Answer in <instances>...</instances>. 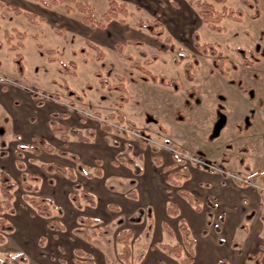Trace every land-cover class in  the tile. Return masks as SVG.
Instances as JSON below:
<instances>
[{
  "label": "rangeland",
  "instance_id": "rangeland-1",
  "mask_svg": "<svg viewBox=\"0 0 264 264\" xmlns=\"http://www.w3.org/2000/svg\"><path fill=\"white\" fill-rule=\"evenodd\" d=\"M0 1L9 7H24L36 15L45 13L49 18L44 22L37 17L33 24L24 15L0 10V83L10 89L28 91V97L32 95L34 98L32 104L51 109L52 114L68 113L69 117L54 119L59 126L75 128L86 136L87 129L96 132L94 139L82 143L70 132H54L47 125L49 134L44 140L54 149L49 153L39 144L42 138L29 139L23 134L24 129L16 124L12 113L0 108V173H8L17 184L13 202L15 214L0 215L16 229L12 234H4L8 241L0 247L3 258L23 254L30 259L29 264H38L33 262V254L38 250L40 258V254H45L54 264L87 263L90 259L94 264H122L119 256L123 246L117 242V237L122 230H132L131 226L134 233L131 264H140L150 248L154 250H149L145 259L149 253L156 252L155 249H161L162 244L177 245L182 234L178 228L180 218L170 217L168 225L176 233L174 237L172 231H167V237L160 230L156 216L154 222L150 208L136 206L138 214L128 216L126 208L119 207L118 198L108 194L110 190L123 198L129 193L136 194V184L132 183L137 179L143 184L146 175L151 173L163 185L167 174L163 169L157 170L155 158L158 155L168 167L173 163L177 165V159L189 172L203 170L202 176L207 179L215 173L225 178L231 188H242L246 190L244 193L255 192L262 200L260 210L264 211V0H259V19L253 18L254 11L244 6L243 0H229L226 6L243 8L245 17L241 23L224 20L221 26L225 31L222 33L202 23L193 0H155L150 4L146 0H114L127 6V17L119 14L110 19L116 26L127 24L128 28L123 27L127 31L124 35L95 31L87 36L83 32L67 30L64 37V23H60L62 17L68 26V19L72 18L77 23L80 19V24L87 19L89 26L95 28L105 25L108 21L103 14L109 9L108 0H77L85 7L60 3L51 9L44 6L51 0ZM216 9L221 10L222 6L216 5ZM177 17L180 20L177 21ZM156 19L165 32L161 39L139 27L140 23ZM6 31H10L12 40L7 41ZM18 32L25 33L27 38H20ZM194 32H198L203 43L217 45L219 53L234 60L238 70L227 65L226 76L215 71L214 58L200 54L194 48L191 37ZM166 38L171 39V44ZM115 43L123 45L125 55L132 57V61L119 55ZM22 44L23 48L20 47ZM93 44L105 53L103 60L97 59V52L91 49ZM238 48L253 52L259 61L253 67L245 66ZM51 50L54 54L50 56L48 51ZM19 53L23 55V77L16 64ZM179 53L188 54L190 60L176 65L174 60ZM155 56L159 60L147 65ZM195 59L200 65L193 72L194 81L190 82L186 79L185 66ZM70 62L77 64V69L70 67L75 71V77L60 73L62 65L67 66ZM136 64L155 75L177 80L179 91L142 80V73L134 68ZM98 73L112 85L119 84L120 77L124 78L129 103L121 111L126 117L123 123H119L118 117H110L118 111L116 105L121 93L102 89ZM88 84L92 86L91 91L85 89ZM66 85L83 96L84 101L81 103L69 96ZM17 95L21 106H28L21 95ZM20 103L14 102L17 113L22 110ZM33 115H26L23 121L27 128L35 122ZM8 117L11 119L7 120ZM106 123L110 132L103 128ZM63 136L69 137L67 144L63 143ZM22 146L27 148L22 149ZM30 146H36L39 153ZM129 146L132 153L128 159L134 160L141 168L140 175H136L131 166L115 163L117 156ZM243 148L248 151L242 152ZM78 150L81 155L75 153ZM242 154L247 156L250 170L241 166L239 157ZM47 164L73 168L77 181L82 186L85 184L83 190L95 196V204L82 199L81 192L74 189L69 178L47 172L44 168ZM113 167L123 170L120 178L116 179L108 171L112 169L114 172ZM177 168L183 166L179 164ZM153 169L156 170L153 172ZM97 170L103 172V177L95 182L91 178L97 177ZM24 174L38 178L29 182L34 188L31 192L24 189ZM130 178L134 180L126 185ZM111 179L114 181L109 187L107 182ZM190 182L197 184L194 180H185L187 186ZM96 183L105 195L96 196L88 191ZM166 188L176 199L180 196L178 187L168 184ZM74 194L79 196L77 205L80 204L81 209L72 199ZM199 195L208 197L209 190L202 187ZM27 197L50 198L53 217L41 219L37 210L26 201ZM248 198L243 202L251 209ZM182 200L189 202L185 198ZM202 206L209 211L214 209L211 203ZM102 208L104 216L98 214ZM81 219H96L97 223L84 225ZM54 221L57 224L52 229ZM250 225L252 228L256 225L254 218ZM241 236L239 231L235 240L240 242ZM77 251L83 255L79 256ZM224 254H227L225 250ZM247 254L252 255L253 250ZM187 257H190L189 253ZM246 261V264H253L248 259Z\"/></svg>",
  "mask_w": 264,
  "mask_h": 264
},
{
  "label": "trees",
  "instance_id": "trees-1",
  "mask_svg": "<svg viewBox=\"0 0 264 264\" xmlns=\"http://www.w3.org/2000/svg\"><path fill=\"white\" fill-rule=\"evenodd\" d=\"M38 1V0H36ZM195 6L197 7L199 13L200 20L202 23L208 25L213 31L222 33L225 31V28L221 26V23L224 20H230L234 21L236 23H241L245 17V11L243 8L238 9H231L228 8L226 5L228 4L229 0H206V1H197L193 0ZM109 9L105 13L104 18L106 21H109L110 19L116 18L119 14L123 16H128L127 12V6L125 4H118L114 0H109ZM244 6L248 7L250 10L254 11L253 18L259 19L261 16V12L258 8L259 6V0H243L242 1ZM71 4L75 3L77 7L83 8L85 5L81 2H77V0H51L50 2L44 3V6L46 8L51 9L52 7L58 5V4ZM216 5H221L222 9L217 10ZM4 4L0 1V8H3ZM12 11H14L17 15H24L28 20H30L33 24L36 23L37 16L28 12H24L19 8H12ZM71 10H68V12ZM85 20V19H84ZM85 22L89 24V21L86 19ZM139 27L141 29H145L149 31L153 36L157 38H162L165 34L161 23L156 19L153 22L150 23H140ZM262 34L264 35V27ZM18 36L22 39L26 38L25 33L18 32ZM5 37L7 41L12 40V36L10 31H6ZM192 42L194 48L203 55L206 56H212L213 59V67L215 71L219 72L223 76L227 75L226 66L230 65L231 69L234 71L238 70V65L234 62V60L230 58L224 57L222 54L218 51V46L210 43H203L201 41L200 35L198 32H194L191 35ZM166 42L171 44V39L166 38ZM2 47V44L0 45V48ZM21 48L24 47L22 44L20 46ZM92 48L97 52V59L99 61L103 60L105 58V53L102 52L99 46L92 45ZM117 51L120 56L124 57L127 60L132 61V57L125 55L123 45L116 44ZM12 51H17V48H12ZM237 52L242 56L244 60L245 66L253 67L255 63L259 61V59L254 55L253 52H250L248 50L238 48ZM54 51H48V55H53ZM159 60V57L155 56L153 59L148 60L147 65H152L156 61ZM190 60V56L188 54L179 53L177 57L174 60V63L176 65H181L184 61ZM53 61V60H51ZM16 64L18 68L19 75L23 77L25 68L23 65V55L17 54L16 56ZM200 65L199 60L195 59L192 62H188L185 66V75L186 79L190 82L194 81V70ZM74 68L77 69V64L75 62H70L69 65H62L60 73L66 76H76V73L74 70L70 69ZM135 69L139 70L142 73V80L146 82H152L154 84L162 85L164 87H170L173 88L175 92L179 91L180 85L175 79H169L167 76L164 75H155L150 70H148L146 67H143L141 65L136 64L134 66ZM97 77L100 79L99 84L102 89H107L110 91H117L121 93L119 97V101L116 105L118 111L115 114H111V118L118 117L120 119L119 123H123L126 120L125 115L121 112L125 105L129 103V100L127 98V88L124 82V78L120 77V83L117 85H112L106 78L101 76V74H97ZM86 90H92V86L90 84L86 85ZM65 90L67 94L71 97H74L77 101L83 102L84 98L80 94H78L75 91H72L67 85L65 87ZM35 97H38L37 95H34ZM57 117L66 118L69 117L68 113H54L52 114V120H50V126L54 132H70L73 136L79 139L80 142L88 143L91 139H94L96 137V132L92 129L86 130V135H84L83 132L75 129V128H69L64 126H59L54 119ZM134 126V124H132ZM104 130L107 132H110L111 129L109 125L106 123L104 124ZM69 140L68 136H63L62 141L64 144H67ZM39 144H41L42 148H44L49 153L54 152V149L52 146L48 145L47 142L44 139L39 140ZM4 145V142H3ZM27 146H22V149H26ZM31 149L35 150L37 153H39V149L36 146H30ZM155 152H158V150L154 149ZM242 152H247V148H243L241 150ZM132 153V147H128L127 150L119 154L117 156L116 164H123L125 166H131L133 167L136 175L141 174V168L134 162L132 159H128V156ZM175 162L177 165L181 164L183 168L176 169L177 165H174L171 169L166 168L163 164V161L161 157L158 155L155 158V163L158 167H162L164 172L167 174V183L169 185H173L175 187L179 188V194L187 199L191 205L196 207L198 211H202V205L203 202L196 196L192 195L188 190L182 188V181L189 180L191 178L189 170H185V164H182L177 159H175ZM239 162L241 166L244 167L246 170H250V165L248 164L247 156L242 154L239 157ZM45 170L49 173H60L66 177H68L73 182V187L75 190H78L81 192V197L84 199L87 203L94 205L95 204V196L92 194L87 193L83 190V186L81 183L77 181L76 174L73 169L66 168L64 166L58 165V164H47L44 166ZM97 176L101 175V170L96 171ZM92 176V175H90ZM31 180H38L37 177L24 174L23 175V184L24 189L27 192H31L34 188L30 185ZM17 187L16 182L12 179V177L2 171L0 173V215L2 214H8L13 215L15 214V207H14V200L15 195L14 191ZM76 194L72 195L73 201L76 203L78 202V198ZM264 199V198H263ZM26 201L30 203V205L37 210L38 215L42 218L51 219L53 217V213L51 208L53 207V202L50 198L46 197H38V198H26ZM77 207L81 209V205L78 204ZM214 208L215 206L212 205ZM168 214L173 217H178L179 210L178 207L174 204V202H170L169 208H168ZM213 218L214 215L212 212H208V226H212L213 224ZM262 221L264 223V215L262 216ZM81 223L84 225H93L97 223L96 219H81ZM56 221H54L51 224V228L54 229L56 226ZM180 232L183 235V244H177L175 246L171 245H162L161 249L165 251L167 254L174 256L176 258H181L185 252L189 253L190 257L185 258L183 260V264H195L194 262V247H195V241L192 238V234L190 229L188 228L186 222L184 220H181L180 224ZM15 231L14 225L8 222V220L4 217H0V245L4 244L6 241V237L4 234H12ZM168 232H171L167 228ZM204 234H208V230L204 231ZM134 238V233L131 230H122L118 237L117 242L123 246L122 253L120 254L119 258L122 262V264H131L132 259V239ZM222 242V241H221ZM240 245H235V247ZM79 256H82L83 254L79 251H77ZM248 261L252 262L253 264H264V255L261 253L257 254L256 256H249ZM0 263L1 264H27L28 263V257L23 254L18 255H9L6 258L0 257ZM78 264H94L93 260L90 259L89 262H77ZM218 264H228V261L226 259H223L219 261Z\"/></svg>",
  "mask_w": 264,
  "mask_h": 264
},
{
  "label": "crops",
  "instance_id": "crops-1",
  "mask_svg": "<svg viewBox=\"0 0 264 264\" xmlns=\"http://www.w3.org/2000/svg\"><path fill=\"white\" fill-rule=\"evenodd\" d=\"M146 1L147 3L150 4L153 3L155 0H146ZM12 8H19L24 12L31 13V11H26L29 9H23L24 7H18V6L9 7L7 6V4H4V7L0 8V10L7 9L10 12H14L12 11ZM105 13L103 14V17ZM36 16L39 19L41 18L42 21L44 22L45 21L47 22L49 19L45 13H41L40 15H36ZM177 18H178L177 21L180 20L179 17ZM63 19L64 18L62 17L60 22L61 24L64 23L63 27L65 30L64 35H62V37L65 36L67 30L77 31L80 33L83 32L87 36H89L92 32L95 31H99L100 33L105 32L106 35L107 33L113 32L116 36H119V35H124V33L127 32L125 29H123V27L128 28L126 26L127 25L126 23L120 24L122 27L120 25L119 26L113 25L114 20H110L106 22V24L105 25L103 24V26L100 28H95L94 26H89V24H87L84 19L82 20L83 24H80V19L79 20L77 19V21H79V23H77L75 21V18L68 19V21H70V24L68 26L67 21L65 23ZM140 42H142L143 44V41ZM117 43H115V45ZM39 45L42 46L41 44ZM91 49L93 48L91 47ZM17 94L21 95V98L25 100L26 104L28 103V106L27 105L21 106L19 100L20 98ZM16 100L20 103L19 107L22 108L20 113H17V110L14 107V102ZM33 101L34 98L32 97V95L31 97H28V91L25 92L23 90L16 89L15 87L10 89L7 85L4 86V84L0 83V108H2L3 111L4 109H7L12 113V117L16 121V124L20 126L22 129H24L23 134L25 133L29 139L31 137L45 139L47 134H49V131L47 130V125L51 127L50 119L52 117V111L51 109L43 108L38 105L32 104ZM32 113L34 115L33 117L32 116L31 117L33 118V120H35V122L32 123L33 126L31 125L30 128H27L23 121L26 118V115ZM6 119L8 120L11 118L8 117ZM50 129L52 130V128ZM80 150H78L75 153L81 155ZM164 166L166 168L168 167L166 164H164ZM173 166L174 163L171 164L168 168L171 169ZM66 168H70V167H66ZM113 168L115 170L114 172L112 171V169H108V171H110L111 175L114 176L116 179L120 178L119 176L122 175L123 170H117L118 168L116 167ZM158 169H163V168L157 166V170ZM154 170L156 169H153V172ZM105 171L106 170L104 168L103 170L104 175L106 173ZM103 172L101 171L100 176L93 177L91 179L94 180L95 182L100 181L103 177ZM202 173H204L203 170H197V169L190 173L191 178L189 180L192 181L194 180V182H197V184L190 182V186L189 185L187 186L185 180L182 181L181 184H182V188L188 190L192 195L196 197H198L197 194L200 188L204 187L208 189L210 194L208 197L199 195L200 197L198 198L203 203H211L212 205H214L215 207L211 211H209L208 209L206 210L205 208H203V206H202V211H198L196 207L191 205L189 202L187 203L184 200H182L183 197L181 195L176 199L173 193L166 188L168 185L166 181L167 177H165V181H163V185H162L160 184V182L158 183V180H155V178H153L152 173L146 175L143 184H141V182L137 179L135 180V183L134 182L132 183L134 178L133 179L130 178L129 183L128 182L126 183V185H129L130 183L136 184L135 185L136 194L129 193L130 195H127L124 198L121 197L120 195L119 197L115 195L116 194L115 191L112 192L110 190L108 194L109 197L118 198L117 202L119 204V207L123 209L126 208L128 212L127 214L128 216L135 217L138 214L136 210L139 208H136V206L140 208H144V206L150 208L153 213L154 222L156 216L159 220L160 230H162V232L167 237H169L167 233V228L173 232L174 237L176 233L175 230H172V228L168 225V221L170 220V217H173L168 214L169 204L170 202H174V204L178 207L180 214L178 217H174V218L176 219L180 218V224H181V220H184L186 222L188 228L191 231L192 238L195 241V247H194L195 264H218L219 261L223 259H226L228 261V264H246L247 262L246 259H248L249 256H256L260 252L264 253V249L262 248L264 247V223L262 221V216L264 215V211L260 210L262 200L259 198V195H257L255 192L244 193L243 191L246 190L242 188H231V186H228V184L226 183L227 180L225 178L219 177L215 173L213 174V177L209 179L203 177ZM164 174L166 173L164 172ZM111 181L114 180L111 179L107 182L108 183L107 185L109 187H111L112 185ZM70 182L73 184L71 180ZM98 185L99 184L97 183L95 186L91 185V188H88L89 189L88 191L92 192L96 196L103 194L105 195V193H103L104 191H102V189ZM140 185H142L141 188H139ZM244 198H248V200L252 204L251 209L248 205L244 204L243 202ZM208 212H212L214 215L212 226H208L207 224ZM98 214L104 216L103 208L102 210H100V212H98ZM40 218L43 220L46 219L42 217ZM253 218L255 219V224H256L254 228H252L250 225V223L253 221ZM130 229H132L131 231H133L132 226L130 227ZM205 230H208L207 235L204 234ZM239 231L242 234L240 238V242L235 240L237 238V234ZM7 239L8 238H6L5 243L0 245V247H2L7 243L8 241ZM179 240L180 241L178 242V244H183L184 239L182 234H181V239ZM236 244L240 245L242 249L240 250L234 249ZM162 245H169V244H162ZM251 249L253 250V254L252 255L247 254V252L250 251ZM149 250H154V249L150 248ZM149 250L145 253L140 264L143 263L144 264H183V260L185 258H188L187 252H185L181 258H176L174 256L167 254L162 249H155L156 252L152 254L149 253L148 257L145 259V256L149 252ZM224 250L226 251L227 254H224ZM38 254H39L38 250L35 252V254H33V262H37L38 264H54V262H52V260H49L45 254H40L41 258L38 256ZM14 255H18V254H14ZM0 257L3 258L1 255ZM29 263H30V259L28 258L27 264Z\"/></svg>",
  "mask_w": 264,
  "mask_h": 264
},
{
  "label": "flooded vegetation",
  "instance_id": "flooded-vegetation-1",
  "mask_svg": "<svg viewBox=\"0 0 264 264\" xmlns=\"http://www.w3.org/2000/svg\"><path fill=\"white\" fill-rule=\"evenodd\" d=\"M256 64V63H255ZM248 67V66H247Z\"/></svg>",
  "mask_w": 264,
  "mask_h": 264
}]
</instances>
